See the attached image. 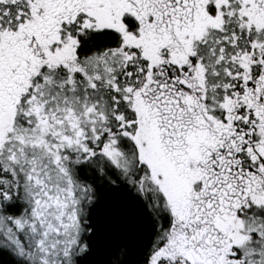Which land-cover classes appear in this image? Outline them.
I'll list each match as a JSON object with an SVG mask.
<instances>
[{
  "label": "snow or ice",
  "instance_id": "1",
  "mask_svg": "<svg viewBox=\"0 0 264 264\" xmlns=\"http://www.w3.org/2000/svg\"><path fill=\"white\" fill-rule=\"evenodd\" d=\"M0 264H264V0H0Z\"/></svg>",
  "mask_w": 264,
  "mask_h": 264
}]
</instances>
